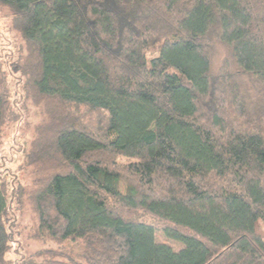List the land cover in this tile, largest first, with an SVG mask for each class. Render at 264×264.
I'll use <instances>...</instances> for the list:
<instances>
[{
	"label": "trees",
	"instance_id": "trees-1",
	"mask_svg": "<svg viewBox=\"0 0 264 264\" xmlns=\"http://www.w3.org/2000/svg\"><path fill=\"white\" fill-rule=\"evenodd\" d=\"M0 6L49 111L29 154L37 231L83 247L41 264H264V0ZM12 116L0 65V154ZM8 214L0 185V264L14 263ZM158 230L183 249L156 243Z\"/></svg>",
	"mask_w": 264,
	"mask_h": 264
},
{
	"label": "rangeland",
	"instance_id": "rangeland-1",
	"mask_svg": "<svg viewBox=\"0 0 264 264\" xmlns=\"http://www.w3.org/2000/svg\"><path fill=\"white\" fill-rule=\"evenodd\" d=\"M158 48L147 52L149 59L156 56ZM27 55V46L21 35L13 25V17L8 8L0 6V65L2 76L7 81L9 97L12 107L20 112L22 120L13 118L4 127L3 145L0 154V185L7 193L9 214L7 224L12 231L13 242L9 258L13 264H41L47 255L53 253L57 258L59 253L78 259L83 254L81 244L68 242L61 246L47 241L46 236L37 231L36 220L33 215L27 193L40 178L39 168L30 164L29 154L34 140V132L40 122L48 116L45 103L40 105V99L27 87L26 79L22 76L21 66ZM212 56L215 72L218 71L224 56L225 47L214 45ZM126 162V160H122ZM52 166V165H51ZM50 166H47L48 168ZM124 194L127 185L120 184ZM25 195V196H23ZM149 221L150 217L144 216ZM258 233L264 238V223L257 225ZM156 243L166 244L179 252L183 245L168 239L161 230L155 233Z\"/></svg>",
	"mask_w": 264,
	"mask_h": 264
}]
</instances>
